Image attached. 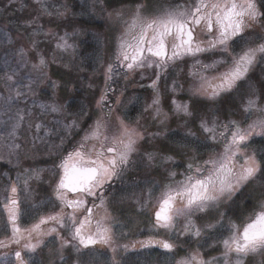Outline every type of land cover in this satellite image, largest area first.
Listing matches in <instances>:
<instances>
[{
  "label": "rangeland",
  "instance_id": "374dc122",
  "mask_svg": "<svg viewBox=\"0 0 264 264\" xmlns=\"http://www.w3.org/2000/svg\"><path fill=\"white\" fill-rule=\"evenodd\" d=\"M196 3L197 0H0V25L4 28L0 26V264H177L181 258L191 256H196L192 264L212 258H216L215 264H224L221 241L231 235L226 228L234 223L242 232L243 226L250 222L248 217L258 202L264 200V175L258 174L247 182L233 198H222L216 208L193 211L187 219L180 216L171 234L150 231L162 188L152 193L151 200L149 189L154 184L168 183L169 172H176L175 179L182 180L180 173H185L193 157L203 163L223 151V143L206 141L200 118L211 120L216 116L221 123L229 118L240 120L241 116L229 117L227 112L246 104L249 84L264 91L260 84L264 77L262 66L253 68L246 82H238L233 92L212 101L204 96L190 99L189 89L200 83L199 77L189 76V72L197 70L192 67V58L186 57L164 69L153 65L129 71L126 65L131 61L121 66L115 56L116 38L132 22L137 4L145 5L142 15L152 18L157 15V8L182 4L191 11ZM114 10H122V18L118 19ZM256 31L264 29L258 27ZM65 33L72 47L63 51L56 45L62 42L60 37ZM248 35L254 34L249 31ZM200 37V33L195 36L198 41ZM259 43L255 40L247 47ZM38 53L46 59V67L39 65ZM197 58L210 64L220 57ZM109 65L114 69L111 73ZM225 70L226 66L203 73L208 77L205 83L208 92H211L208 83H218L213 77ZM157 72L162 77L158 81L162 115L154 119L155 109L148 106L156 94L150 85ZM165 76L167 89L173 87V81L182 88L177 87L175 92L166 90ZM173 99L187 102L193 115L175 112ZM259 103L264 105V99ZM252 119L256 117L248 123ZM97 121H100L98 130ZM119 121L143 138L137 141V150L129 156L128 164L103 189L104 202L100 201L97 215L102 226L110 230V243L99 242L93 249L84 248L73 239L74 228L61 227L47 219L63 214V223L70 224L66 214L73 211L57 200L61 170L58 166L82 142L83 153L98 143L105 154L107 147L122 150L112 139L123 138L117 127ZM241 127L246 128L247 124L242 123ZM97 131L99 136H92ZM77 132L87 133L91 138L73 136ZM189 132L195 136L185 138ZM227 135L230 137L231 130ZM67 141L73 143L63 150ZM178 142L187 147H179ZM246 152L249 156L255 153V160L264 164L261 161L264 136L254 135ZM147 154L153 155L151 161ZM161 156H173L175 162H162ZM242 163L243 160L237 161ZM13 187L15 193L11 191ZM11 199L18 201L15 233L4 207ZM182 206L177 199L175 207ZM220 213H224L223 218ZM78 216L80 212L76 211L77 222L81 221ZM41 218L46 222L34 229ZM92 223L85 225V233H96ZM197 229L199 236L195 234ZM164 240L175 247L162 251L150 248ZM32 246L35 249L30 251ZM156 246L161 248L159 243ZM17 252L21 254L19 257ZM238 259L241 264H262L264 254L259 250L242 258L230 254V264H236Z\"/></svg>",
  "mask_w": 264,
  "mask_h": 264
},
{
  "label": "snow or ice",
  "instance_id": "6c2138e0",
  "mask_svg": "<svg viewBox=\"0 0 264 264\" xmlns=\"http://www.w3.org/2000/svg\"><path fill=\"white\" fill-rule=\"evenodd\" d=\"M145 5L137 4L135 15L132 22L127 25L124 32L118 36L116 61L119 65H124L129 71L136 68L155 67L157 69L167 68L169 64H175L176 61L184 60V58H192L194 60L193 68L196 71L189 72V76L199 77V86H193L189 89L191 92L190 99L196 96H204L208 100L216 101L233 90L237 89L238 82L245 81L249 72L258 64L262 66L264 71V32L256 31L259 27L264 29V0H197L195 7L189 11L182 4H176L174 7L157 8V15L152 18L143 16ZM115 16L122 18V10H114ZM51 15V13H48ZM63 15V13H60ZM112 16V13H109ZM204 35L210 37L205 43L195 38L197 28ZM139 29L136 35H131L134 29ZM251 31L254 35H248ZM151 33V38L146 39ZM65 36L60 37L61 43H57L56 48L66 51L72 45L68 44ZM135 41V54L129 55L128 49L133 45L128 42V38ZM171 38V51L168 52L167 41ZM255 40L261 41L255 47H247L254 43ZM145 45H147L145 49ZM240 48L237 52L236 49ZM145 50L150 56H145ZM200 55L219 56L210 64H204L197 57ZM39 65L47 66V61L42 54L38 53ZM224 72L219 73L218 83H208L211 92H208L205 83L208 77L203 75L204 72L216 71L218 67H225ZM108 71H114L113 66L109 65ZM111 79V77H108ZM160 72L156 73V80H153L150 87L155 91V96L149 108L155 109V118L162 115L161 96L158 90V81L161 80ZM166 90L175 92L177 87L182 88L176 81H173V87ZM11 79V77H9ZM260 84L264 87V77L261 78ZM248 96L246 104L242 108L229 109L227 115L241 116L240 120L229 118L227 122H219V117L213 116L211 120L204 117L200 118V128L207 134L206 141L213 144L223 143V151L204 160L203 163L198 162L193 157L186 166L185 173H180L184 178L176 180V172L168 173V183L161 186L154 184L149 189V200L152 193L157 188H162L159 197H157L158 208L155 211V222L150 231L159 234L161 230L172 233L174 222L180 216L186 219L191 216L193 211L203 212L209 208H216L222 198H233L236 192L255 178L258 174L264 175V164L255 160V153L249 156L246 149L249 147L250 139L256 136H264V105L259 102L264 99V91L258 90L254 85L249 84ZM105 97H101L103 101ZM173 110L177 113L182 112L185 116H192L193 113L187 102H178L172 100ZM53 111L58 109L53 108ZM219 111V109H215ZM252 119L250 123L248 121ZM163 122V121H161ZM246 123L247 127L242 128L241 124ZM97 130L100 121L96 122ZM211 124V127H209ZM105 127H108L107 123ZM120 130L121 139L112 137L113 141L122 146L121 151H117L116 147H108L106 151L112 153V156L105 157L103 146L101 150L96 151V159H85L80 151L84 147V143L80 144L74 153L62 161L58 167L63 170L59 177L56 188L57 200L61 201L66 207L72 208L73 211L66 214V218L70 224H65V215L57 214L49 216L47 219L56 221L61 227L74 228L73 239L79 242L84 248L94 246L98 242L109 244L111 237L108 234L109 229L103 227L99 222L96 225V233L87 236L82 235V230L86 224L90 223L92 209L88 208L83 220H77L75 212L79 206L87 203V198H93V206L95 199L104 202L103 189L113 177L117 176L120 171L128 164L129 156L135 152L137 141L143 137L136 132L134 128H130L119 121L117 126ZM218 129L223 131L217 132ZM234 129V130H233ZM231 130L230 137L227 135ZM92 136H98V131L93 132ZM195 136L194 133H187L185 138ZM91 137L86 133L84 140ZM108 139L107 136L104 137ZM179 147L186 148L187 145L178 142ZM95 148V146H93ZM148 159H153L152 154H147ZM75 157V159H73ZM162 162H175L173 156H161ZM238 160H243L242 164H237ZM71 161V163L69 162ZM261 161H264V153H261ZM65 190L80 194L76 200L69 201L65 196ZM13 193L16 188L11 189ZM179 199L182 207H175L176 200ZM148 202L145 203V206ZM18 201L11 199L4 205L8 211V220L12 224L13 233L17 232L16 221L18 218ZM258 209V210H256ZM63 213V209L61 210ZM23 215V213H20ZM223 218L224 213H220ZM249 221L243 226L240 232L238 226L234 223L227 226L226 230L231 235L223 239L221 243L224 247L222 253L224 264H230V254L235 253L237 257L247 256L249 253H256L258 250L264 254V200H260L253 212L248 217ZM46 221L41 218L40 223L34 225V229L38 230L40 224ZM5 228L7 225L4 226ZM209 227H212L209 225ZM55 231V229H52ZM199 236V229L195 233ZM150 243H152L150 241ZM164 249H173L175 246L167 240L157 242ZM35 246L29 250L32 251ZM20 252L16 253L19 257ZM196 256L190 258H181L177 264H192ZM216 258L209 261L200 260L199 264H215ZM83 264V262H81ZM236 264H241L240 259ZM264 264V262H262Z\"/></svg>",
  "mask_w": 264,
  "mask_h": 264
},
{
  "label": "flooded vegetation",
  "instance_id": "af4514ba",
  "mask_svg": "<svg viewBox=\"0 0 264 264\" xmlns=\"http://www.w3.org/2000/svg\"><path fill=\"white\" fill-rule=\"evenodd\" d=\"M138 31H139V29L137 28V29H135V31H133L132 32V34H137L138 33ZM198 33H200L201 34V36L202 37H200V41H204L205 43H207V41H208V39L210 38V37H208V36H206V35H204L203 34V32L200 30V28L198 27L197 28V30H196V33H195V36H197L198 35ZM151 38V33L149 32V35H148V37L146 38V39H150ZM171 38H169L168 39V41H167V45H168V47H167V51L168 52H170L171 51ZM130 44H132L133 45V48H129L128 49V52H129V55L131 56V55H133V54H135V51H134V46H135V43H134V41L132 42H129ZM146 47H147V45H145V49H146ZM148 53H147V51L145 50V52H144V55L146 56ZM81 131V130H80ZM80 131H78V132H80ZM76 133L75 135H73V136H75V137H81V139H84V137H85V135H86V133H84V134H80V133ZM98 136H99V134H98ZM97 136V137H98ZM72 142V141H71ZM71 142H65L64 143V146H63V150H66L68 147L70 148V146L68 145V144H71ZM73 143V142H72ZM108 148V147H107ZM97 150H101V147H100V144L98 143V145L97 146H95V148H91L90 149V151L89 152H86V151H84L85 153H83V151H82V149L80 150L81 151V153L83 154V156H84V158L85 159H88L89 157L91 158V159H96V151ZM117 151H121V149H119V148H117ZM70 153H74V151L73 152H70ZM112 156V153H106L105 154V157H111ZM73 159H75V157L73 158ZM64 161V160H63ZM70 163H71V161H69ZM62 173H63V170L61 169L60 170V175H62ZM111 181V180H110ZM110 181H108V183L110 182ZM80 194H78V193H73V192H71V191H68V190H65V196H66V198H67V200H69V201H72V200H76L77 198H78V196H79ZM100 199H95L94 200V204H95V206H93V198H87V203H85V204H83V205H81V206H79V208H77V212H80V216H78V218H79V220L81 219V220H83L84 219V217L86 216V215H88V213H87V209L88 208H91L92 209V212H91V220L90 221H92L93 223H92V225H93V231L94 232H96L95 230H96V225H97V222H99V218H98V215H97V209H98V206H99V203H100ZM68 208V207H67ZM67 219V218H66ZM100 223V222H99ZM101 224V223H100ZM77 225H79V222H77ZM102 225V224H101ZM84 234V236H87V235H89V234H91V232H88L87 231V233H85V231H84V229L82 230V235ZM99 243V242H98ZM97 243V244H98ZM97 244H95V246L97 245ZM156 244L157 243H155V244H152V245H150V248L151 249H155V250H160V251H162V249H164V248H160V247H158V246H156ZM106 245V244H105ZM95 246H90L89 248H91V249H93V248H95ZM235 254V253H234Z\"/></svg>",
  "mask_w": 264,
  "mask_h": 264
},
{
  "label": "trees",
  "instance_id": "16d2710c",
  "mask_svg": "<svg viewBox=\"0 0 264 264\" xmlns=\"http://www.w3.org/2000/svg\"><path fill=\"white\" fill-rule=\"evenodd\" d=\"M114 1H115V0H114ZM117 1H121V0H117ZM0 26H1V25H0ZM1 27H2V26H1ZM2 29H4V28L2 27ZM131 35L134 36V34H132V33H131ZM135 35H136V34H135ZM130 37H131V36H130ZM131 41L133 42L134 40H132V39L130 38V41H129V42H131ZM134 43H135V41H134Z\"/></svg>",
  "mask_w": 264,
  "mask_h": 264
}]
</instances>
